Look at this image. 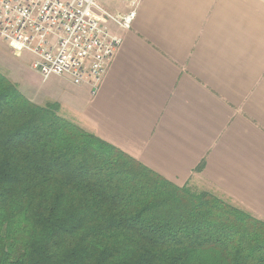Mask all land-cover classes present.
Listing matches in <instances>:
<instances>
[{
	"label": "trees",
	"instance_id": "trees-1",
	"mask_svg": "<svg viewBox=\"0 0 264 264\" xmlns=\"http://www.w3.org/2000/svg\"><path fill=\"white\" fill-rule=\"evenodd\" d=\"M0 264H264V221L175 184L0 71Z\"/></svg>",
	"mask_w": 264,
	"mask_h": 264
},
{
	"label": "crops",
	"instance_id": "crops-1",
	"mask_svg": "<svg viewBox=\"0 0 264 264\" xmlns=\"http://www.w3.org/2000/svg\"><path fill=\"white\" fill-rule=\"evenodd\" d=\"M110 27L123 42L95 92L22 91L60 102L87 130L77 115L89 116L95 134L175 184L264 221V0H142L130 29Z\"/></svg>",
	"mask_w": 264,
	"mask_h": 264
},
{
	"label": "built area",
	"instance_id": "built-area-1",
	"mask_svg": "<svg viewBox=\"0 0 264 264\" xmlns=\"http://www.w3.org/2000/svg\"><path fill=\"white\" fill-rule=\"evenodd\" d=\"M125 10L111 12L97 0H0V38L19 55L34 54L32 67L43 77L62 76L95 92L142 0H114Z\"/></svg>",
	"mask_w": 264,
	"mask_h": 264
},
{
	"label": "rangeland",
	"instance_id": "rangeland-1",
	"mask_svg": "<svg viewBox=\"0 0 264 264\" xmlns=\"http://www.w3.org/2000/svg\"><path fill=\"white\" fill-rule=\"evenodd\" d=\"M97 2L110 11L111 4H114V0H97ZM34 58V54L29 51H24L21 54L16 55L11 50L8 43L0 38V71L13 81L17 82L20 88L23 86V88L28 90V95H34V93L38 92L41 93V95L44 94L46 99L50 97L52 99H59L62 92H68L69 94H75L78 97H82L84 89H80L77 87L79 85H75L70 80H66V78L54 75L50 77V79H43V77L32 67ZM23 88L21 89L24 90ZM81 88L85 87L81 86ZM47 89L49 91L45 92ZM85 103L86 102L84 101V104ZM77 117L83 126L94 132L95 128L92 126V120L89 116L86 115L83 120L79 115H77ZM194 190L201 191V189L198 188H195ZM225 200L230 202L228 199Z\"/></svg>",
	"mask_w": 264,
	"mask_h": 264
}]
</instances>
